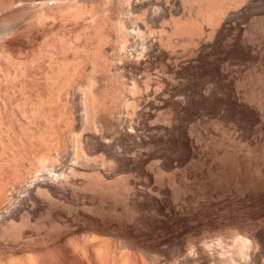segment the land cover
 Listing matches in <instances>:
<instances>
[{
	"label": "bare ground",
	"instance_id": "6f19581e",
	"mask_svg": "<svg viewBox=\"0 0 264 264\" xmlns=\"http://www.w3.org/2000/svg\"><path fill=\"white\" fill-rule=\"evenodd\" d=\"M35 1L72 58L0 45V264H264V0Z\"/></svg>",
	"mask_w": 264,
	"mask_h": 264
},
{
	"label": "rangeland",
	"instance_id": "374dc122",
	"mask_svg": "<svg viewBox=\"0 0 264 264\" xmlns=\"http://www.w3.org/2000/svg\"><path fill=\"white\" fill-rule=\"evenodd\" d=\"M18 1H19V0H14V1H13V0H3V1L0 0V5H1V6H0V15H2V17L0 16V17H1V18H0V21H1V19H2V20L4 19V16H5V19H4V20H8V18L10 19V17H11L12 15H14V17L12 16L11 21L8 20V21H10L9 23H13L12 21H14V20L16 21V23L14 22V24H13V25H15L16 27H15V26H12L11 31L9 30V31L12 32V33H9V31L7 32V31H3V30L0 29V45H1L3 48L5 47V50L3 51L5 54L9 53L10 50L12 49V50H13V51L11 50V53H12V54L10 53V54L12 55V56H10V57H11V60H14V59H17V58H18L17 61L20 60L19 62L21 63V62H22L21 59L24 61L26 58H29V57L31 58V56H33V54H34V56L36 57L35 54H37V52H38V54L40 53V51L44 53V51L47 50V47L45 48V46H49V45H51V47H52L53 44H56V45L58 44L57 41H56V43H55V41H54V40L56 39V38H55V37H56L55 34H54V33L51 34V32H55V30H53V29L50 30V28H55V27H56L55 25H56V20H57V19H59V20H57V21H60L59 23L62 24V26H61V24L58 23V24H57V27H58V28L56 27V28H57V31H56V32H57L58 34H60V38H61V36H62L61 34H63V33L67 30L68 26H69V25H72V23H71V22H70V23L67 22V21H69V19L67 20V16H66V18L60 16V15H63V13L60 12V13H61V14H60V13L58 12L59 10H58L57 8H55V9L52 10V12H51V15L53 14L52 16H54V12H55V13L57 12L56 15H55V17H54V18H57V19L55 20V19L53 18V19L55 20V22H53L54 20H51V19H50V21H49V20L47 21V22H50V23H46V20H44L43 22H41V23L43 24V26H42L41 23H38V24L35 23L36 20H37V19H35V18H36V17H35V18H34L35 20L32 19V18H30V19L27 18V19H26V21H27L26 23H28V19H29V21L31 20L30 22H32V20H34V21H35V22L33 21L34 23H30V22H29L30 24L28 23V24H29V25H28V24H26L25 21H24V23H25L27 26H26V25L23 26L24 23L20 22V20L18 21L17 19L19 18L20 15H21V16L24 15V14L27 15V13L29 12V9L32 8V6H35L34 8H36V6L38 5L39 2L37 3V2L35 1L34 3H37V4L35 5V4L32 2V0H20L21 3H20V1H19V2H18ZM28 1H29V2H28ZM33 1H34V0H33ZM55 1H56L57 3H58V2H59V3L62 2V0H61V2H60V0H55ZM55 1H54V3H56ZM88 1H89V0H87V1H85V0H84V1L81 0V2H80V0H79L80 4L82 3V5H84L83 7H85V4H87L86 6L89 7V6H90L89 4H91V3L93 4V3H94V4H95L94 6H96L97 10L100 11V13H102V9H101V8H103V5L101 6V4H102V3H100L101 0H90L91 3H90V2L88 3ZM12 2H13V4H12ZM22 2H23V3H22ZM26 2H27V3H26ZM30 2H31V3H30ZM50 2L53 3V1H50ZM66 2H67V3H71V2H73V0H71L70 2H69L68 0H67V1L65 0V4H67ZM95 2H96V3H95ZM9 3H11V4H9ZM24 3H25V4H24ZM63 3H64V2H63ZM63 3H61V4H63ZM84 3H85V4H84ZM2 4H3V5H2ZM7 4H8V5H7ZM29 4H30V5H29ZM31 4H32V6H31ZM9 5H11V6H9ZM14 5H15L16 7H15ZM18 5H19V6H18ZM23 6H24V7H23ZM28 6H29V7H28ZM30 6H31V7H30ZM80 6H81V5H80ZM100 6H101V8H100ZM98 7H99V8H98ZM3 8H4V9H3ZM17 8H18V9H17ZM22 8H23V9H22ZM28 8H29V9H28ZM24 9H25V10H24ZM20 10H21V11H20ZM27 10H28V11H27ZM30 10H34V9L32 8V9H30ZM23 11H24V12H23ZM25 11H26V13H25ZM7 12H8V13H7ZM21 12H23L24 14H23V13L21 14ZM1 13H2V14H1ZM11 13H12V14H11ZM16 13H17V14H16ZM47 13H48V12H47ZM3 14H4V16H3ZM10 14H11V15H10ZM19 14H20V15H19ZM57 14H59V16H58ZM6 16H8V17L6 18ZM16 17H17V19H16ZM58 17H61V19H65V21H64V22L61 21L60 18H58ZM14 18H15V19H14ZM12 19H14V20H12ZM66 20H67V21H66ZM3 22H4V21H3ZM37 22H38V21H37ZM5 23H6V22H5ZM5 23H3V24H5ZM7 23H8V22H7ZM51 23H54L55 25H53V24H51ZM64 23H65V25H66L67 23H68L69 25L67 24L68 26L66 25L67 27L65 28ZM0 24H2V23H0ZM18 24H19V25H18ZM32 24H34V25L31 26ZM44 24L46 25V27L49 26V28H48V29L45 28V27H44V26H45ZM48 24H51V25H48ZM38 25H41V27L38 26ZM47 25H48V26H47ZM58 25H59V26H58ZM1 26H3V25H1ZM1 26H0V27H1ZM25 26H26V27H25ZM30 26H31L32 28H30ZM60 26H61L62 28H61ZM17 27H18V28H17ZM39 27H40L41 29H40ZM63 27H64L65 31H64ZM71 27H72V28H71ZM71 27H70L71 30L68 28L70 33H69L68 30H67L65 33H68V34H67V35L64 34L65 36L63 35L64 38H65L66 36H68V40H70L69 37L72 38V33H71V31H74V30H73V29H74L73 26H71ZM33 28H34V29H33ZM38 28H39V29H38ZM56 28H55V29H56ZM60 28H61V30H60ZM20 29H21V30H20ZM43 29H46V30L43 31ZM14 30H15V31H14ZM31 30H32V31H31ZM34 30H35L36 32H35ZM37 30H38V31H37ZM39 30H40V31H39ZM48 30H50V31H48ZM59 30H60V31H59ZM2 31H3V32H2ZM17 31H18V32H17ZM20 31H21V32H20ZM42 31H43V33H41ZM58 31H59V32H61V31L63 32V31H64V32H63V33H62V32L59 33ZM1 32H2V33H1ZM22 32H23V33H22ZM30 32H31L32 34H31ZM47 32H50V35H49ZM5 33H7V34L4 35ZM13 33H14V34H13ZM19 33L21 34L20 36H19ZM28 33H29V34H28ZM38 33H39V35H38ZM45 33H47L48 35H47V34L45 35ZM73 33H74V32H73ZM1 34H3L4 36L1 35ZM11 34H12V35H11ZM30 34H31V35H30ZM41 34H42V35H41ZM58 34H57V36L59 37ZM69 34H71V35L69 36ZM17 35H18V36H17ZM33 35H34V36H33ZM37 35H38V37H35V36H37ZM53 35H54V37H53ZM27 36H28V37L30 36L29 39H28ZM31 36H32L33 38H31ZM39 36H40V37H39ZM42 36H44V37H42ZM45 36L48 37L47 40L44 39V38H46ZM51 36H52V37H51ZM3 37H4V38H3ZM6 37H8V38H6ZM49 37H50V39H51V38H52V39L50 40ZM11 38H12V39H11ZM17 38H19V39H17ZM26 38H27V39H26ZM34 38H35V39H34ZM39 38H40V39H39ZM53 38H54V39H53ZM64 38H62V39L64 40ZM8 39H9V40H8ZM31 39H33V40H31ZM36 39H37V40H36ZM41 39H42V40H41ZM1 40H2V41H1ZM4 40H5V41H4ZM13 40H14V41H13ZM16 40H17L18 42H17ZM23 40H24V41H23ZM26 40H27V41H26ZM58 40H59V38H58ZM65 40H66V38H65ZM8 41H9V42H8ZM10 41H11V42H10ZM28 41H29V42H28ZM30 41H31L32 43H31ZM33 41H35V42H33ZM45 41H47V42L50 41V42H49V45H46L45 43H47V42H45ZM51 41H53L54 43L51 44ZM24 42H25V43H24ZM36 42H37V43H36ZM40 42H41V43H40ZM58 42L61 44V41H58ZM2 43H4L6 46H5V45L3 46ZM6 43H7V44H6ZM30 43H31L32 46L30 45ZM42 43H43V44H42ZM21 44H22V45H21ZM34 44H35V45H34ZM41 44H42V46H43V45H44V46L42 47ZM47 44H48V43H47ZM60 44H59V45H60ZM37 45H40V46H37ZM59 45H57V46H59ZM54 46H55V45H54ZM54 46H53V47H54ZM2 47H0L1 50H3ZM6 47H7V48H6ZM24 47H25L26 49H24ZM39 47H40L41 49H40ZM49 47H50V46H49ZM30 48H31V49H30ZM36 48H38V49H36ZM42 48H44V49H43L44 51L42 50ZM56 48H57V47H55L54 49H56ZM58 48L60 49V51H59L58 49H56V51H55L54 49L49 48L51 51H50L49 49H48L49 51L47 50V56H49L50 59H51L52 57L49 55L50 52L52 53V51H54L55 53L53 52V53L51 54V55H53V54H56V52H57V50H58L59 52H57V54H58V53H59V54H64V55H63V56H65V58H63L64 60L67 59L66 57L69 56V55H70V56H69L70 58L68 57V60L72 58V56H71V54H72L71 50L68 51V49H67V51H68L69 53H71V54L68 53L69 55H68V54L65 55V53H63V51L61 50L62 48H60V46H59ZM23 49H24V50H23ZM33 49H34V50H33ZM1 50H0V52H1ZM7 50H8L9 52H8ZM14 50H16V51H14ZM20 50H21V51L23 50V51L21 52ZM25 50H27L29 53H28L27 51H25ZM30 50H31V51H30ZM5 51H6V52H5ZM17 51H18V52H17ZM34 51H35V53H34ZM36 51H37V52H36ZM65 51H66V50H65ZM67 51H66V52H67ZM14 52H15V54L13 55ZM24 52H25V53H24ZM32 52H33V53H32ZM48 52H49V53H48ZM60 52H61V53H60ZM17 53H18V56H17ZM23 53H24V54H23ZM21 54H22L23 56H22ZM27 54H29V55H27ZM38 54H37V55H38ZM59 54H58V56L54 55V56L57 58L56 60L53 59L54 57L52 58V60H55V64L58 63V62H59L58 64H61L60 61L63 60V59H62L63 56L61 55V56L59 57ZM7 55H9V54H7ZM20 55H21V56H20ZM26 55H27L28 57H26ZM39 55L41 56V54H39ZM44 55H45V56H43V54H42V57H43V58L45 57V60H46V61H49V60H50L49 57H47L48 59L46 58V53H44ZM15 56H16V58L12 59V58L15 57ZM34 56H33V57H34ZM40 56H39V57H40ZM22 57H23V58H22ZM24 57H25V58H24ZM35 57H34V58H35ZM19 58H21V59H19ZM43 58H42V59H43ZM31 59H32V58H31ZM36 59H38V56L35 58L34 62H33V60H31V64H32V63H33V64L35 63V64H34L35 67H34V66H33V67L35 68L36 71H35V70H32V71H31V68L34 69L32 66L28 67V66L31 65V64H25V67H23V68H25V69L28 67V68L26 69V73H28V71H29V72H32V73H30V74H29V73L26 74V75L28 76V78H29V79H27V82H29V84H31V85H32V82L30 83V79H31V81L33 80V85H35L34 81L36 82L39 78L35 77V79H34V76H37L38 74L41 76L40 72L42 73L43 70L47 72V70L49 69V65L51 64V63L49 62V65H46L48 62H44V61H43L44 59L42 60L41 58L37 60L38 62H36ZM39 60H41V61H39ZM52 60H51V61H52ZM57 60H58V61H57ZM59 60H60V61H59ZM64 60H63V61H64ZM26 61H27V62H24V63H28V62H30L29 59H26ZM42 61H43L44 63H43ZM6 62H9L10 64L8 63V65H7V63H5V64H6V65H5V64H4V61H2L4 67L6 66L7 68H8L9 65H12V64H13V62L11 63V61L8 60V59L6 60ZM14 62H16V61H14ZM19 62H18V63H19ZM41 62H42V63H41ZM52 62H54V61H52ZM67 62H69V61H67ZM20 63H19V64L16 63V66H17L18 70H19V68L22 66ZM39 63H40L41 65H40ZM45 63H46V64H45ZM42 64H43V65H42ZM44 64H45L48 68L45 67ZM19 65H21V66H19ZM26 65H27V66H26ZM36 65H38L40 68H37L38 66L36 67ZM14 66H15V65H14ZM14 66L12 65L11 67L14 68ZM18 66H19V67H18ZM41 66H42V67L44 66V67L42 68ZM55 66L57 67L58 65L56 64ZM6 67H5V68H6ZM9 67H10V66H9ZM11 67H10V68H11ZM7 68H6V69H7ZM10 68L7 69L9 74H10V72H12L11 70L9 71ZM12 68H11V69H12ZM17 68L15 67V68H14L15 70L13 69V72L11 73L12 75L10 74V75L12 76V79H15L14 77H17V72H18V70H17V72H16V69H17ZM41 68H42L43 70H40ZM45 68H47V69H45ZM20 69H21V68H20ZM37 69L40 70V72H39ZM22 70H23V69H22ZM27 70H28V71H27ZM14 71H15V73H16V76H15ZM33 72H34V74H36V75H34L33 78H32V77H29V75H33ZM38 72H39V73H38ZM46 72H44V74H45ZM58 73H59V72H58ZM19 74H21V78H22V79L19 78V81H18V80H17V81L20 83V82H22L23 77H25L26 75L23 76L20 70H19ZM44 74L42 73L43 77H44ZM59 74H60V73H59ZM39 75H38V76H39ZM11 76H10V77H11ZM13 76H14V77H13ZM40 76H39V77H40ZM18 77H20V76L18 75ZM43 77H40V80H39V81H40V84L42 83V82H41V78L44 79ZM36 78H37V80H36ZM9 79H11V78H9ZM17 79H18V78H17ZM15 80H16V79H15ZM13 81H14V80H12L11 83H10V80L7 81V82H9L10 84H12ZM17 81H14L13 83H14V84H16V83L19 84ZM1 82H3V81L1 80ZM1 82H0V84H1L0 86H2V84H4V82H3V83H1ZM7 82H5V83H7ZM15 82H16V83H15ZM37 82H38V81H37ZM43 82H44V81H43ZM10 84H9V85H10ZM17 84H16V85H17ZM36 84H37V83H36ZM40 84L38 83L39 86H40ZM12 85H13V84H12ZM41 85H42V84H41ZM14 86H15V85H14ZM35 86H37V85H35ZM37 87H38V86H37ZM15 96H16V97H15ZM17 96L19 97V95H17V93H16V95L14 94V96H12L13 100H14V97H15V99H17V98H18ZM12 98H11L10 100H12ZM10 100H9V101H10ZM13 100H12L11 102H13ZM14 101H16V100H14ZM16 103H17V102H16ZM16 103L14 102L13 105L11 104L12 107H13V106H16ZM0 104H1V103H0ZM8 104L10 105V103H8ZM9 105H7V106H8V107H7L8 109H10V107H11V105H10V106H9ZM2 106H3V105H2ZM2 106H0V107L4 109V106H3V107H2ZM15 108H16V107H15ZM15 108H11V109H13V110H9V111H7L8 109H7V110H3V112H4V111H5V112L7 111L6 113H7V114H11L10 116H12V115L14 116V114H15V116H16V114H17V113H16L17 109H15ZM14 109H15V110H14ZM10 111H11V113H8V112H10ZM13 111H14V112H13ZM5 112H4V113H5ZM4 113H3V117L6 116L5 119H6L7 117H8V119H10V116H7L6 114L4 115ZM13 113H14V114H13ZM11 118H12V117H11ZM16 118H17V116H16ZM8 119H7V121H8ZM10 120H13V118L10 119ZM13 121H16V120H13ZM11 122H12V121H11ZM13 124L15 125V123H13ZM16 124H17V123H16ZM17 126H18V125H15V127H17ZM29 158H31V156H29Z\"/></svg>",
	"mask_w": 264,
	"mask_h": 264
}]
</instances>
